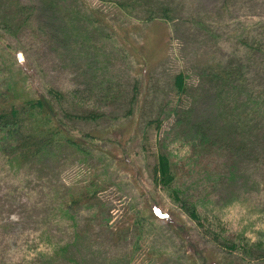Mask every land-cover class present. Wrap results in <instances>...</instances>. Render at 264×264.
Masks as SVG:
<instances>
[{
	"label": "rangeland",
	"instance_id": "rangeland-1",
	"mask_svg": "<svg viewBox=\"0 0 264 264\" xmlns=\"http://www.w3.org/2000/svg\"><path fill=\"white\" fill-rule=\"evenodd\" d=\"M1 2L0 105L58 92L80 150L0 153V264H264V0Z\"/></svg>",
	"mask_w": 264,
	"mask_h": 264
},
{
	"label": "trees",
	"instance_id": "trees-1",
	"mask_svg": "<svg viewBox=\"0 0 264 264\" xmlns=\"http://www.w3.org/2000/svg\"><path fill=\"white\" fill-rule=\"evenodd\" d=\"M1 1L0 8L3 4ZM43 1L46 3L51 2L53 5L58 3V0ZM148 19L151 20L150 17ZM260 74L264 78L263 66L257 70V75ZM240 79L233 71V73H227V77L221 80L224 85L229 84L230 86L235 82V89H237ZM174 85L179 94L185 92V78L182 74L174 77ZM235 91L238 92V90ZM8 92L6 93L7 96L9 95ZM258 94L259 96H256L257 99L251 101V113L248 114L253 116L261 108L260 114L264 117V88ZM49 95L53 100L58 99L60 96L58 92L48 90L45 94L38 93L36 98L28 97L21 102L11 101L5 105H0V153L4 155L8 163L17 160L19 161L18 164H22L21 166H28L31 163L55 157L57 153L67 147L80 150V144L72 139L65 119L59 117L53 106V101L48 98ZM206 136V131H201L199 133V144L195 140L191 145L202 146L206 144L208 142ZM157 159V163L154 166L157 184L170 191L176 184L175 175L172 172V164L166 155L158 154ZM173 193L175 194L174 191ZM89 197H95V192L89 196L85 192L77 198L72 196L67 208L69 209L80 202H86L90 199ZM186 201L188 204L191 203L188 198H186ZM194 203L192 202L191 205L195 208ZM188 209V212H194L192 206ZM74 264L80 263L74 262Z\"/></svg>",
	"mask_w": 264,
	"mask_h": 264
}]
</instances>
